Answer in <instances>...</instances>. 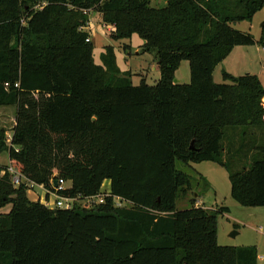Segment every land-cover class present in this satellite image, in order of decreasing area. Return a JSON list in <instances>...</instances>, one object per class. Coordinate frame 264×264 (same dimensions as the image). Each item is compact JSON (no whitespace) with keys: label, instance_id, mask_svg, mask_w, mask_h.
I'll list each match as a JSON object with an SVG mask.
<instances>
[{"label":"trees","instance_id":"1","mask_svg":"<svg viewBox=\"0 0 264 264\" xmlns=\"http://www.w3.org/2000/svg\"><path fill=\"white\" fill-rule=\"evenodd\" d=\"M263 7L264 0H167L159 9L151 0H0V108H17L10 143L0 128V157L7 153L47 197L105 195L101 205L50 209L0 164V264H258L256 246L218 244V217L229 209L176 204L193 187L178 166L211 161L229 173L241 207L264 208V86L255 75L225 71L230 84L214 82L236 47L256 44L231 25L252 22ZM89 13L115 28L114 40L144 41L158 61L155 85H132L110 46L95 63ZM184 61L190 82L175 83ZM54 181L70 185L59 191Z\"/></svg>","mask_w":264,"mask_h":264},{"label":"rangeland","instance_id":"2","mask_svg":"<svg viewBox=\"0 0 264 264\" xmlns=\"http://www.w3.org/2000/svg\"><path fill=\"white\" fill-rule=\"evenodd\" d=\"M166 5L165 0H151V6L154 8H163ZM89 23L85 30L90 32V40L94 44L95 63L101 65L100 55L104 53L106 46L112 47L117 56V64L123 74L131 79L132 85H139L144 80L147 85H155L160 79V70L158 61L153 52H144V41L138 36L133 35L131 40H114L115 28L108 26L103 22L99 13H89ZM264 25V7L255 18L254 22L241 21V23L232 24L231 27L239 32L250 33L254 36L256 44L253 46H243L237 49L227 61L221 63L215 72L214 77L217 84H230L223 79V73L230 69L236 75L241 77L247 73L257 76L264 86V43H259ZM241 48V47H239ZM239 50H243L242 57H237ZM176 72L175 80L180 84L190 82V65L184 61ZM130 76V77H129ZM17 108L8 106L0 108V124L5 123L7 127L13 124L12 118L16 117ZM11 132V128H9ZM11 135L8 134L7 137ZM2 165H8V154L0 157ZM182 171L192 176V190L187 197L177 201L176 209L184 210L193 203L197 207H203L206 210L230 209L228 215H219L218 217V244L220 246L244 247L247 245H259L260 254H264V219L258 215H251L257 212H264V208L241 207L231 195V183L229 173L224 168L214 162L191 163L190 166H178ZM109 182H105L102 192L108 195ZM27 197L34 202L44 204L46 201V192L40 186H34L33 190H28ZM55 202V198H51ZM78 207L83 208L88 201L78 200ZM117 205V202L115 203ZM126 206V205H122ZM10 210L6 208L3 213ZM251 213V214H250ZM237 235L232 236L233 233ZM260 264L264 261L260 260Z\"/></svg>","mask_w":264,"mask_h":264},{"label":"built area","instance_id":"3","mask_svg":"<svg viewBox=\"0 0 264 264\" xmlns=\"http://www.w3.org/2000/svg\"><path fill=\"white\" fill-rule=\"evenodd\" d=\"M88 42H90V39H88ZM11 139H12V135H9L7 138V143H10ZM4 166H6L5 172H7L10 175V178L12 179L14 186L19 187L22 184L26 183L28 190L34 189L35 184L27 181L13 166L10 165V162L8 165H4ZM64 188H66L65 181H60L56 189L59 191H62L64 190ZM49 196L50 197L46 196V201L44 202L43 205L45 207H49L50 209L59 208V209H64V210L65 209L71 210L75 208V205L78 202V199L65 198V197L62 198L55 194H50ZM52 197L55 198V202L51 201ZM85 200L88 201V204H86V206L101 205L105 201V195L104 196L101 195L99 197L88 198ZM116 202H117V205H116L117 207H122L123 204L126 205V203L121 201L120 199H115V203Z\"/></svg>","mask_w":264,"mask_h":264},{"label":"crops","instance_id":"4","mask_svg":"<svg viewBox=\"0 0 264 264\" xmlns=\"http://www.w3.org/2000/svg\"><path fill=\"white\" fill-rule=\"evenodd\" d=\"M262 11V10H261ZM260 11V12H261ZM255 18V17H254ZM252 22H254V19L252 20ZM251 22V23H252ZM93 42V41H92ZM243 47V46H242ZM242 47L241 48H239V47H236L233 51H232V53L224 60V62L225 61H227L232 55H234V53H235V51H237V49H242ZM242 54H243V50L241 51V50H239V52H238V55H237V57H242ZM223 62V63H224ZM225 72H227V73H229L230 75H232L233 77H236V75H235V73L233 72V71H231L229 68L228 69H226V71ZM247 74H249V73H247ZM240 77V76H239ZM214 82L216 83V81H215V77H214ZM1 121H2V119H0ZM12 121H13V124H11V127H7V125L5 124V123H2V124H0V128H5V129H7V131H8V133H7V135L8 134H13V128L16 126L15 124H16V117H13L12 118ZM9 128H11V132L9 131ZM69 183H66V187H69ZM42 188V187H41ZM44 190V189H43ZM45 191V190H44ZM230 210V209H229ZM228 213H231V210L229 211V212H227V213H225L224 215H228ZM251 214V213H250ZM252 216L253 215H258V216H260L262 219H264V212H257V213H255V214H251ZM261 229L262 230H264V228L263 227H261ZM218 240H219V234H218ZM252 246H256L257 247V249H258V264H260L259 263V261L260 260H262V261H264V254H260V249H259V245H257V244H253ZM244 247H246V246H244Z\"/></svg>","mask_w":264,"mask_h":264},{"label":"water","instance_id":"5","mask_svg":"<svg viewBox=\"0 0 264 264\" xmlns=\"http://www.w3.org/2000/svg\"><path fill=\"white\" fill-rule=\"evenodd\" d=\"M165 1H167V0H165ZM174 82L177 83L178 81H177V80H174ZM58 185H59V182H58V181H54V186H55V188H57ZM235 235H237L236 232L232 234V236H235Z\"/></svg>","mask_w":264,"mask_h":264}]
</instances>
